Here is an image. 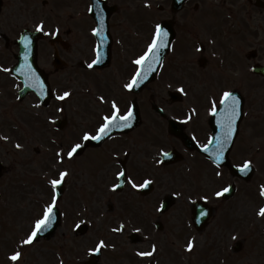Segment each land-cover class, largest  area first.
<instances>
[{
	"label": "rangeland",
	"instance_id": "1",
	"mask_svg": "<svg viewBox=\"0 0 264 264\" xmlns=\"http://www.w3.org/2000/svg\"><path fill=\"white\" fill-rule=\"evenodd\" d=\"M19 1L22 2V0L6 1L2 11L0 20V68H8L13 63L15 49L12 45V39L20 26L25 23L36 22L33 16L29 17L31 15L22 13ZM142 1L139 0V2ZM147 1H150L154 8L152 10L154 14L152 22L163 18L164 14L155 8L163 0H154L153 3L151 0ZM195 2L198 3L196 9L194 7ZM54 4L55 2H51L48 6ZM241 4L243 3H239V5ZM63 6H67L66 0H61L60 7ZM184 11L177 16L176 23V29L182 36L180 37L182 40L177 39L176 51L169 59L167 68L163 69L164 75H161L163 78L159 77L144 92L134 96L143 114L146 113L143 122L149 131L145 132L149 137L147 139H150L149 141L157 146L156 151L153 150L154 157L158 151V145H161L157 143H162V141L155 136L156 129L160 125L157 124L159 122L157 115L150 111L152 104L156 103L157 106L169 109L174 114L180 113L182 107L188 102L206 110L209 108L208 101L210 99L218 100L222 91L229 87H238L247 97L246 119H248L244 121V136L240 145L246 147L248 154L245 156L254 162L256 174L262 178L253 176L248 184L239 183L238 186L241 187L232 200V206L226 207L223 214L215 215L198 235L188 237L186 235V229L189 226V222H187L188 199L208 195L210 201L219 200L217 197L215 199L214 190H218L216 187L221 186L223 181L215 180L213 177L215 172L212 168L200 163L196 167L193 165L192 168L185 169L181 167V164L176 163L165 169L159 168L155 172L151 170L150 166H147L142 170H145L147 175H152L155 186L149 194L142 196L131 192L128 188L120 192L109 191L110 186L107 183L110 178L106 172L114 169L110 165L111 162L115 161L117 154L119 157L122 156V152H118L121 148L120 144L118 147L113 146L114 141L111 144L101 145L99 150H95L96 153H92V156L86 154L65 164H59L56 160L55 153L61 147L66 149L70 143L79 141L84 130L88 128L91 130L98 123L97 114L105 112L103 106H106V103L98 104L97 96L104 95L106 100L110 96H118L122 104H126V99L132 97L127 92L123 98L116 93V84H122L120 77L123 76H118L119 67L111 71L114 68V65H111L106 72L102 71L99 74L89 76L77 71L76 65V68L64 69L63 74L60 72L55 76L53 75L51 78L55 86V96L48 108L32 106V100L29 99L31 96L24 98L22 102L16 100L15 94L10 92L13 90L14 84L8 73L0 70V137H8L7 140L0 139V160L5 165V170L0 176V264H13L8 256L13 251L18 250L20 238L30 230L34 219L41 213L42 206L50 202L52 193L47 180L53 177L58 178V169H67L70 173L64 184L65 192L58 203V208L63 217L60 227L50 239H40L31 246L19 249L23 255L17 264H61V261L63 264H80L82 260L86 259V251L93 248L98 240L103 239L102 231L108 227H115L118 218L125 221L130 219L126 222L127 229L139 228L140 232H137V237L141 240L132 244L125 238V233L122 235L114 234L112 239H108L107 235L109 234L105 233L103 240L106 244L109 245V242L112 243L115 238L123 243L122 252L114 253L116 257L112 254L110 257H106L108 264L113 263L114 259L118 264H147L146 260H151V264H264V235L261 232L264 217L255 213L258 205V208L264 206L262 200L255 196V190L257 193L256 182L262 181L264 184V139L262 142L260 139L261 136L264 137V78L250 74L249 66L253 60L247 59L244 54L252 46L253 48L258 46V52L264 50V44H255L256 35L260 34L264 23L257 9L245 5L230 13L226 9L224 0H190ZM209 13L213 16H208ZM149 15L147 13L145 17H149ZM125 17L130 18L127 14ZM208 25L218 26L212 27L215 33H219L222 27V29H226L227 35L230 34L233 36L232 38H236L237 43L240 40L243 42L238 50L240 56L244 58L235 66L240 69L247 67L248 72L245 74L248 77L244 76L243 78L247 79L246 85H244V81L243 83L241 81L240 71H238L239 75L231 73V76H226L225 72L224 77V73H213L212 66L206 64L207 59L198 65V54L192 51L193 46H196L198 42L203 46V55L210 59H221V56L226 53L227 46H229L228 41L223 39L221 41L217 39L204 41L203 38L199 37L198 33L200 34ZM131 29H136L135 32H132L135 37L133 39L130 33ZM146 29L147 27L142 26V23L137 20L134 21L133 18H131L130 25L123 23L119 26V35L128 34L123 40L121 39L116 47H113L115 55L119 53L117 46L123 42V52L126 56L134 55L135 58L141 51L143 52L146 41H142L138 34L146 31ZM223 36L226 35L223 34ZM76 50H80V53L84 51L90 54L89 48L82 49L79 43H76L72 51L73 57L78 52ZM50 51L48 45L40 43L39 58L41 63L47 66H49L47 62L50 58ZM201 57L204 59V56ZM119 63L123 64L122 61ZM130 63L128 62L127 65L128 72ZM235 66L233 61L230 62L228 59L226 66L228 68L225 67V69L233 71ZM214 67L218 69L220 66L217 64ZM46 68L48 69V67ZM198 74L203 75L202 79L198 78ZM214 75H218V77ZM128 77H125L126 81ZM91 78L95 79L93 82L94 89L90 87L88 82ZM103 81L112 88L109 93H107ZM176 84H182L188 88L192 95H188L179 101H168L163 88L166 85L168 89ZM201 84H203L202 94L197 93L198 86ZM206 89L212 90L211 93L204 94ZM63 91H70L72 96L65 102L56 100V95ZM61 107L64 111H57ZM49 117L66 119V123L60 132L54 130ZM262 131L263 133H261ZM135 133L134 141L137 142L138 136H141L142 133L139 129ZM254 134H259V138H255ZM247 141L248 143H246ZM17 143L23 147L17 149L15 147ZM126 144L127 142L124 145ZM127 145L136 146L130 145V143ZM164 146L167 145L164 143ZM258 146L262 151L256 154L255 149ZM109 148L117 151L115 157L111 155L115 151L111 150L109 153ZM139 151V149L134 151L133 161L139 162V158H141L138 157ZM50 164L55 168L50 167ZM136 166L138 165H132V171ZM171 192H182V194L177 197V203L175 202L167 211L159 214L156 212L158 201L163 193ZM211 194L213 196H210ZM123 212L124 214H122ZM183 215L187 216L184 234L182 230L180 231ZM149 216H151L152 223L156 219L160 220L163 228L159 231L152 228L145 235L144 221ZM99 217L104 220H100ZM81 220L85 222L86 230L80 235L73 232V227ZM238 229L239 237H245L243 245L237 253H233L232 257L224 255L222 259V252L228 243L230 241L234 243L230 231L233 230V233H236ZM245 229L247 230L246 235L243 234ZM190 239H194L195 247L193 251L187 252L184 249ZM152 244H156L158 249L154 258L140 257L139 259L133 257V253L130 254V249L135 253L137 251H149ZM116 245H119V242L116 241ZM109 247L106 248L109 249ZM180 254L182 259L179 262L177 256ZM219 259H222V263Z\"/></svg>",
	"mask_w": 264,
	"mask_h": 264
},
{
	"label": "snow or ice",
	"instance_id": "2",
	"mask_svg": "<svg viewBox=\"0 0 264 264\" xmlns=\"http://www.w3.org/2000/svg\"><path fill=\"white\" fill-rule=\"evenodd\" d=\"M89 12L93 11V8L89 6ZM99 27L92 28V34L95 37H99V43L94 46V58L91 62L87 63L86 67L90 70H94L95 66L101 64L105 58V53L103 51V45L107 40V36L104 33V23L103 16H100ZM37 32H44V21H40L36 24ZM58 31V29H57ZM49 33H45L48 35ZM55 35V33H51ZM169 33L157 23L154 27V31L151 35L150 42L147 44L146 49L142 54L138 55L131 63L135 66L134 71L130 74V77L121 85V88L126 92H132L143 84L148 77L157 70L158 67L163 66L162 56L164 55L163 50L170 47V41L168 39ZM21 42L24 46V64L17 69L24 76V82L26 87L34 88L37 90L39 97L43 98L47 95L45 86L40 80L39 76L36 74L35 70L32 68L31 64L28 63L29 49L31 45V39L28 36H22ZM199 50V49H197ZM4 72H9L8 68H0ZM180 93L187 94L184 87L181 85L177 89ZM72 96L70 91H63L56 95V100L65 102ZM21 97H17L19 100ZM98 104L103 105L105 103L109 104V108L106 112L100 115L97 126L95 127L94 133L91 131H83L80 140L77 142L70 143L65 149L63 147L58 150L55 155L58 158L59 163H64L65 154L69 161H74L78 157L86 146L85 142H103L105 139H112L115 132H121L125 129H131L134 122L137 119V114L134 105H128L125 110L122 111L119 103L116 99L106 100L104 95H99L96 97ZM47 103V101H45ZM209 108L208 113L210 115L217 117V124L219 131L216 135L210 136L206 144L201 145L202 151L208 153L212 159V163L219 168L221 162L225 159V152L229 150V146L233 143L234 136L238 133L237 121L242 118L244 114L242 111L241 97L234 94L233 91L225 90L222 91L218 100L210 99L208 101ZM35 107L39 108L40 104L37 103ZM57 111L63 112V107L58 108ZM161 111H163L161 109ZM197 110L195 108L190 109L189 114L185 117L183 123L190 121L196 114ZM51 122H55L53 118L49 117ZM0 139L7 140L8 137H0ZM195 139V137H193ZM17 149H21L23 146L20 143L15 145ZM128 153H125L127 156ZM171 153L164 150L163 148L158 150V158H154L156 165H163L165 160L169 158ZM115 163L117 165L121 164L119 156L117 154ZM238 171L243 175H247L252 170V161L246 159L242 164L236 165ZM58 178H50L47 180L48 185L51 188L52 194L50 202L45 203L42 206L41 213L34 219V222L30 226V230L20 238L18 244V250L13 251L8 259L17 264L22 259V249L25 246H31L34 242H38V237L41 233L52 228L53 223L57 218V208L59 203V196L61 192V185L66 182V178L70 175L67 169L57 170ZM115 182L110 184L109 191L116 192L121 190L124 185H130L134 190H142L149 188L150 185L154 183L152 179H143L142 182H138L133 176L128 174V171L124 167H118L114 172ZM215 175L220 177L223 175L222 172L216 171ZM232 185L222 186L218 190H214V195L217 198L224 197L232 190ZM173 195L179 197L180 192H175ZM259 195L264 197V185L260 186ZM200 199L207 201L209 199L208 195L201 196ZM193 210L195 212V202H193ZM157 212L166 211V204L161 201L159 207L156 208ZM208 213L206 210L201 209L199 211V217H205ZM257 215L264 217V206L260 207ZM199 222V220H197ZM85 223L81 220L75 225L79 228L81 224ZM126 228L124 223H120L117 227L111 229L114 233H123ZM134 231H140L139 228H134ZM235 238V237H234ZM105 240L100 239L96 242L93 248L88 249L89 254L99 253L103 248L108 247ZM114 247V245H112ZM195 241L194 239L188 240L185 251L191 252L194 250ZM157 245L152 244L151 250L149 251H137V255L144 258H154L157 253ZM63 264V261H61ZM151 264V260H150Z\"/></svg>",
	"mask_w": 264,
	"mask_h": 264
},
{
	"label": "flooded vegetation",
	"instance_id": "3",
	"mask_svg": "<svg viewBox=\"0 0 264 264\" xmlns=\"http://www.w3.org/2000/svg\"><path fill=\"white\" fill-rule=\"evenodd\" d=\"M106 3L107 5H115L116 8H113V13L109 14L108 18H105V22L104 23V33L103 35H106L107 37L109 36L108 34L110 33L111 35V39L117 38L118 37V25L113 23L112 26L113 28H111V22L114 21H120L121 18H118V15H123V14H130L131 13V8H130V2L131 0L128 1V3L125 4V2L127 0H98V3L95 2V4L97 5L98 8L102 9L103 12H109L107 9H105L104 7H99V3ZM166 1V2H165ZM237 2L239 0H230L227 3H230V5L227 4V10L232 12L233 8L231 7V2ZM51 2H53V0H51ZM165 2V5H164ZM167 0H163L162 3H159L157 5V8L159 11L163 12V14H165L164 12H167V10H165ZM49 3L48 0H40V6H43L45 4ZM76 4L78 3V0L75 1ZM92 0H84V6L81 8L78 7H71V8H57V7H51L48 9V11H43L41 9L36 11V18L35 21L38 23L41 20L44 21V28H49L50 31L52 33H55V35H51V37H49L47 39V43L50 44V46L52 45H60L64 48H74L76 46V43H79V45L81 46V48L85 47L86 45H93L95 46L97 39L95 36H93L92 34V28L94 27H99L100 24H97V22H95V20H93L89 15H88V8L91 5ZM102 3V4H103ZM249 3H252L251 0H245V3L243 4L244 6H248ZM119 4L122 7H117V5L119 6ZM253 5V3H252ZM239 8V7H238ZM236 8V9H238ZM259 12L261 13V20L264 19V8L259 7ZM83 12V13H82ZM105 12V13H106ZM101 13V12H100ZM244 14L246 12H243ZM209 16H212L211 13H209ZM104 17V16H103ZM33 24V22H31ZM106 24V26H105ZM212 27H218L217 25H208L206 27L205 30L202 31V34H198L199 37H202L204 40H208L211 38H215L218 39L219 41L222 39V34L221 32L219 33H215L214 30L212 29ZM58 29V31H57ZM80 36V38H79ZM226 38L230 37L229 35L225 36ZM98 39H100L99 37H97ZM242 46L238 45L237 47L240 49ZM257 56L259 57V59L264 62V50H262L260 52V54H257ZM199 61L201 62L200 58ZM199 119L197 118L195 120V123L198 124ZM196 136V142L201 143L203 139H205V132L200 130L199 128H196L193 132ZM113 146H117L118 147V143H115ZM86 149H94V148H86ZM111 150V149H110ZM116 152V151H115ZM145 153V152H144ZM233 155L235 154V156H239L242 151H239L238 149L232 151ZM125 167H130L132 165L131 162V154L130 152H128V155L125 156V161L123 164ZM118 167H120V165H118Z\"/></svg>",
	"mask_w": 264,
	"mask_h": 264
},
{
	"label": "water",
	"instance_id": "4",
	"mask_svg": "<svg viewBox=\"0 0 264 264\" xmlns=\"http://www.w3.org/2000/svg\"><path fill=\"white\" fill-rule=\"evenodd\" d=\"M28 36L30 39H31V45H30V49H29V55H28V63L31 64L32 68L35 70L36 73H39L40 75V78H41V81L42 82H45V79L43 78L42 74L40 73V71L36 68V65H35V54H36V48H35V41H36V38L38 37L37 36V33H30V32H24L22 36ZM18 45H19V53L18 55H16V58L18 60L17 64L14 65L13 68H11V72L18 78H22L24 79V76L17 71L18 68H20V66L22 64H24V46H23V43L21 42V39L18 41ZM163 52H165V50H163ZM46 86H47V83L45 82ZM46 90V88H45ZM55 228V225L52 226L51 229H49V231H47V233L43 234L45 237H48L54 230Z\"/></svg>",
	"mask_w": 264,
	"mask_h": 264
}]
</instances>
